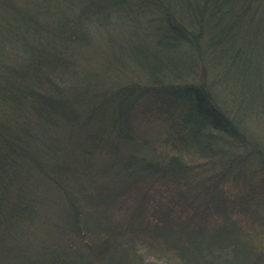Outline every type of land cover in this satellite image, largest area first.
<instances>
[{
  "label": "trees",
  "instance_id": "16d2710c",
  "mask_svg": "<svg viewBox=\"0 0 264 264\" xmlns=\"http://www.w3.org/2000/svg\"><path fill=\"white\" fill-rule=\"evenodd\" d=\"M262 127L264 0H0V264H264Z\"/></svg>",
  "mask_w": 264,
  "mask_h": 264
},
{
  "label": "rangeland",
  "instance_id": "374dc122",
  "mask_svg": "<svg viewBox=\"0 0 264 264\" xmlns=\"http://www.w3.org/2000/svg\"><path fill=\"white\" fill-rule=\"evenodd\" d=\"M258 130V129H257ZM258 133L264 136V127H262L260 130H258ZM51 209V210H50ZM49 212H52L53 209L50 208ZM148 252V256L151 258H156L158 259L162 264H176L177 260H175L174 258H170L169 256L165 255V254H160L157 253L154 250H149Z\"/></svg>",
  "mask_w": 264,
  "mask_h": 264
}]
</instances>
